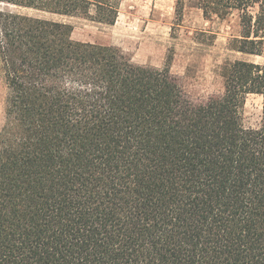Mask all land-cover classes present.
Segmentation results:
<instances>
[{
	"label": "trees",
	"instance_id": "trees-1",
	"mask_svg": "<svg viewBox=\"0 0 264 264\" xmlns=\"http://www.w3.org/2000/svg\"><path fill=\"white\" fill-rule=\"evenodd\" d=\"M192 1L236 13L231 50L262 55L264 0ZM21 10L118 16L113 0H0V264H264V65L224 63L223 92L196 102L171 53L139 66Z\"/></svg>",
	"mask_w": 264,
	"mask_h": 264
},
{
	"label": "rangeland",
	"instance_id": "rangeland-1",
	"mask_svg": "<svg viewBox=\"0 0 264 264\" xmlns=\"http://www.w3.org/2000/svg\"><path fill=\"white\" fill-rule=\"evenodd\" d=\"M118 16L113 26L78 17L21 10L22 13L71 26V39L114 47L139 66L161 69L171 53L170 74L192 101H205L223 92L221 67L226 62L244 60L264 65L261 56L231 50L232 39L240 31L236 13L226 19L204 17L192 0L184 3L176 18V0H113ZM5 89L0 81V127L3 123ZM261 98L249 95L242 110L246 126L260 120Z\"/></svg>",
	"mask_w": 264,
	"mask_h": 264
}]
</instances>
